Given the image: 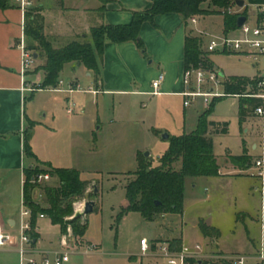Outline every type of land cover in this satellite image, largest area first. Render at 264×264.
Segmentation results:
<instances>
[{
	"label": "rangeland",
	"instance_id": "374dc122",
	"mask_svg": "<svg viewBox=\"0 0 264 264\" xmlns=\"http://www.w3.org/2000/svg\"><path fill=\"white\" fill-rule=\"evenodd\" d=\"M245 4L244 8H239L240 12L247 11L249 18L253 17L256 12L255 2L247 0ZM203 8L213 13L194 16L199 24L193 26L189 23V31L193 36H197L202 30L211 36H223L225 33L218 31L221 29L223 16L214 13L220 10L209 3L204 4ZM229 37L236 39L240 38L241 34L237 31ZM183 39V31L179 30L174 34L168 50L167 46L165 48L166 43L154 41L151 51L147 50L145 55L139 51L140 57L145 59L147 64L154 61V65L138 68L136 76L141 79L145 74L146 78L144 82H138V87L134 88L136 91L153 90L152 82L160 72L157 68L158 59H172L173 54L176 58L181 51ZM211 57L212 55H209L210 59ZM213 60L218 74L223 75L220 77L223 83L221 93H225L224 84L227 77L256 78L258 74L252 61L244 56L215 54ZM42 64L43 61H38V66ZM82 70L74 73L71 65L67 64L62 72L60 80L66 84L76 80L79 83L78 93L72 95L70 103L68 96L57 93H38L34 100L28 97L27 114L33 112L36 118L34 126L27 123L28 146L31 152L36 151L42 157L53 161L54 166L78 169L83 178L93 179L98 184L95 196L98 210L87 216V242L97 245V252L94 250L96 253L93 254L96 258L111 260L114 264H167L159 250L161 244L157 251L152 250L153 241L157 238L156 224L162 221L163 214L158 215L154 221L145 220L138 212H128L120 216L126 207L125 186L135 179L132 173L137 171L138 156L142 160L150 161L153 167L159 166L160 158L171 146V139L195 132L200 116L210 106L198 101L185 108L184 99L172 93H105L102 85L94 82L93 78L86 77ZM30 94L32 93H27V96ZM215 101L218 102L208 116L209 121L229 124L226 135H212L214 155L218 162L223 163L227 155H242L244 149H248V154L253 155L249 167L242 165L229 171L221 168L220 173L252 177L254 159L262 152L261 149H251L252 143L260 142L259 123L252 116H248L245 123H240V98L237 96L223 97ZM165 134H168V139L164 138ZM10 179L12 182L19 181V175H11ZM213 182L214 179L206 177L191 178L186 182L184 207L187 211L183 222L182 217L176 218V232H180L184 225L189 246H195L198 241V230L195 229L193 213L190 210L191 197L205 198L206 189L211 187ZM20 183L22 184V176ZM40 185H46V181ZM91 189L93 191L94 188ZM261 199L262 194L259 191L256 194L255 206L259 214L262 213ZM228 205L220 208L219 204L204 205L201 209L203 214L214 211L226 219L225 237L231 234L228 222L234 212L233 207ZM41 225L43 237L49 243L48 247L62 250L59 247V229L53 227L48 220L42 221ZM143 239L148 241L150 247L145 256L141 252ZM87 245L70 250V258L80 257L79 254L86 250Z\"/></svg>",
	"mask_w": 264,
	"mask_h": 264
},
{
	"label": "crops",
	"instance_id": "0c3cea01",
	"mask_svg": "<svg viewBox=\"0 0 264 264\" xmlns=\"http://www.w3.org/2000/svg\"><path fill=\"white\" fill-rule=\"evenodd\" d=\"M9 3L10 7L0 9V232L11 233L14 235V240L9 249L0 251V264H22L18 251V227L24 197L20 176H23L24 168L43 163L49 164L53 168L72 169L56 167L52 164L53 161L42 157L36 151H32L36 159L25 156L24 140L27 123L33 124L32 126L36 124L35 114L33 112L27 114L26 100L28 97L34 100L38 93L49 92L68 96L67 100L70 103L72 95L78 93V91L65 93L43 89L30 94V96H27L26 92L22 93L23 79L20 72L22 58L21 51L18 48L22 35V14L10 1ZM36 3L41 8V14L45 18V32L53 38L57 46H62L80 36L88 35L92 27L127 25L132 21L133 12H143L151 7L150 0H36ZM104 4L105 10L101 11ZM155 24L153 26L150 23H145L142 27L141 37L146 51L153 49L152 43L154 41L166 43L165 48L167 46L168 50L171 42H173L174 34L179 30L183 31L184 39L181 51L178 54L176 53V58L175 54H173L172 59H158L157 61V68L160 70L159 74H165V80L161 86L163 90H160L161 94L172 93L179 95L183 89L181 78L185 70L183 63L185 37L190 29L184 24L182 17L176 14L158 16L155 19ZM218 31L221 34L224 33L223 18L221 29ZM237 31L230 32L228 35ZM172 34L173 36H171ZM214 55L211 57L213 63ZM38 61L37 66L28 72L25 77V81L30 85L43 82L44 72L37 71L39 67ZM70 65L74 73L83 69L85 76L93 78L95 82L94 75L86 68L81 65ZM153 65L154 61H150L147 64L146 60L140 57L139 50L133 42L122 44L107 42L104 49L102 74L98 85H102L105 93L150 94L153 90L145 92L136 91L134 88L138 87V82H144L146 78L145 74L141 76V79L136 76L138 75V68ZM156 79L154 78V80ZM69 84L79 86L77 80L69 82ZM72 105L73 107L75 106L74 104ZM251 149L256 151L255 143L251 144ZM231 156L234 155H227L223 163H219L217 159L220 170L221 168L227 171L240 168L230 160ZM17 174L19 175V181L15 182L13 180L14 182H12L10 179L11 175ZM80 177L83 181L92 183L88 192H92L94 196L88 200L94 201L97 207L95 200L97 193L95 194L94 190L98 184L93 179L83 178L81 172ZM207 179H214V182L211 187L209 186L206 189L205 198L191 197L190 210L193 213V224L195 229L198 230V241L195 245H202L208 255L242 254L250 257L257 256L262 249L264 250V190H262L260 182L254 177L239 176L233 173H220L218 177H207ZM46 185L56 187L59 185V180L58 178L50 177L46 181ZM92 187L94 188L93 191ZM193 187L195 188L196 185ZM259 191L262 194L261 214L255 208L256 194ZM32 200L41 208L48 207L46 197L39 187L33 190ZM215 204H219V208L228 204L233 207L234 212L228 222L231 234L227 237L224 236L226 219L221 218L214 211L206 214L201 211L202 206H214ZM124 205L127 206V200H125ZM186 211V207H184L182 214H163L161 216L162 221H156L157 238L152 244V247H154L152 248L153 251H157L158 246L163 243L178 242L179 244L173 246L174 249L178 245L180 248L183 245H188L184 233V225L180 232H176V218L182 217L183 222ZM40 215L35 219L33 233L38 235V240L33 243L34 248L39 252H49L51 254L62 251L63 233L60 225H54L46 214H43L44 218H40ZM45 220H48L53 227L59 229V247L62 250L48 247L49 243L43 237L41 225V222ZM201 224H205L210 228V235L206 236L202 233ZM87 232L81 239L82 244L79 245V248L85 246V244L94 245L91 242H87ZM94 246L96 251L97 245ZM96 252L84 251L79 254L80 257L70 258L66 264H114L111 260L96 258L97 256L93 255Z\"/></svg>",
	"mask_w": 264,
	"mask_h": 264
},
{
	"label": "trees",
	"instance_id": "16d2710c",
	"mask_svg": "<svg viewBox=\"0 0 264 264\" xmlns=\"http://www.w3.org/2000/svg\"><path fill=\"white\" fill-rule=\"evenodd\" d=\"M238 0H150V9L143 12H133L132 21L127 25H101L92 27L89 34L62 45L55 46L53 38L45 32V18L41 14V8L37 7L29 11L25 20L26 47L36 54L43 64L37 71L44 72L41 83L42 89L57 86L62 72L67 64L81 65L94 75L96 83L102 74L104 49L107 42L122 44L133 42L138 50L145 55L146 47L141 37V30L145 23L155 26L158 16L176 14L180 15L188 28L189 20L197 15H206L213 12L203 8L209 3L219 9L214 12L223 16L224 33L236 31L237 20L240 16L248 17L247 11L240 12L239 8L232 15L222 13V10L236 8ZM245 3L247 0H244ZM246 5V4H245ZM10 7L9 0H0V9ZM105 10V4L101 11ZM205 40L193 36L188 31L185 37L183 63L184 69H216L204 50ZM256 81L248 77H228L225 84V93L228 95H246L256 91ZM219 100V99H218ZM204 112L198 122L197 130L193 133H185L182 136L171 139V146L166 154L159 160V166L153 167L150 161L137 158L138 168L132 175L126 186L127 206L120 216L128 212H138L147 221H154L162 214H182L186 194V182L191 178L218 177L220 166L214 155V143L212 135H226L229 124L224 122L209 121L215 103ZM260 101L252 98H240V123L246 122L248 116H254V109ZM33 125V124H31ZM213 129V131H211ZM28 135L25 134L24 153L28 158L36 159L28 146ZM139 155V154H138ZM146 158V157H144ZM253 157L245 150L240 156H231L230 160L241 167H249ZM48 174L58 178L56 187L33 183L38 175ZM25 183L23 195L26 206L32 211L31 224L35 226V219L39 214H46L54 225H60L63 235L71 226L73 234L78 239H83L88 230L87 222L81 219H69L75 214L74 204L81 200L91 199L94 194L88 192L91 182L83 181L80 172L75 169H58L49 164L37 163L34 166L24 168ZM39 187L45 195L48 207L41 208L32 200L33 190ZM160 205L156 206L155 203ZM98 209L95 206L94 212ZM204 235H210V228L205 224L200 225ZM32 238L38 240V235L32 233ZM178 242H171L173 248ZM180 249L178 245L175 250Z\"/></svg>",
	"mask_w": 264,
	"mask_h": 264
},
{
	"label": "built area",
	"instance_id": "2783aa9c",
	"mask_svg": "<svg viewBox=\"0 0 264 264\" xmlns=\"http://www.w3.org/2000/svg\"><path fill=\"white\" fill-rule=\"evenodd\" d=\"M11 4L22 14V35L18 48L21 51V76L23 84L22 93H34L41 88V84L30 85L25 81L28 72L32 71L37 66L38 59L35 58L33 52L26 47V36L24 32L26 15L29 11L37 7L36 0H9ZM255 2L256 12L253 17H247L245 24L238 28L241 37L232 39L228 34L223 36H211L205 31H199L197 35L204 40L207 39L204 45V50L209 54H235L244 56L252 61L254 69L258 70L256 78H252L256 83V91L246 95H228L221 93L220 88L223 86L222 79L217 70L211 69H187L184 70L181 78L183 89L179 95L184 99V107L189 108L198 101H203L206 106H211L214 100L223 97L252 98L260 101V104L254 109L253 117L259 123L260 142L256 144V150L261 149V154L254 159L252 166V177L256 178L264 190V0H250ZM236 8L222 10V13L232 15L236 12ZM189 23L197 26L199 21L192 17ZM165 80V74L160 73L156 80L152 82L153 95H159L160 88ZM51 91H59L65 93H73L78 91V86L74 84H65L60 80L55 87L47 88ZM22 184L25 183V175L23 171ZM50 179L48 174L38 175L33 179V183L40 184L43 181ZM87 200H82L74 204V209L80 211L84 208ZM75 215V214H74ZM32 211L26 206L23 197L19 227H18V251L21 257L22 264H66L70 260V250L79 248L82 241L74 236L71 226L67 228V233L63 235L62 247L63 250L53 254L49 252H39L34 246L32 233L34 227L31 224ZM43 214L40 218H44ZM72 216L69 219H73ZM83 220V219H81ZM84 221V220H83ZM85 222V221H84ZM14 240V235L11 233L0 232V251L10 248ZM94 245H87L85 251L93 252ZM150 250L148 241H141L142 255H146ZM161 255L167 260V264H264V250L262 249L255 257H250L242 254L233 255H208L202 245L195 246L183 245L180 249H172L168 243H163L159 247Z\"/></svg>",
	"mask_w": 264,
	"mask_h": 264
},
{
	"label": "water",
	"instance_id": "95a60500",
	"mask_svg": "<svg viewBox=\"0 0 264 264\" xmlns=\"http://www.w3.org/2000/svg\"><path fill=\"white\" fill-rule=\"evenodd\" d=\"M236 6L240 9L244 8L245 7V1L244 0H238L236 2ZM246 20H247V18L245 16H240L237 20V27L241 28L245 24ZM37 57L38 56L35 54L36 59H37ZM221 76H223V75H221ZM164 138L168 139L169 138L168 134H165ZM146 157L147 158L149 157V153L146 154ZM94 193L95 194L97 193V187H95ZM155 205L159 206L160 203L156 202ZM94 207H95L94 201H92V200L86 201L84 204V208L80 211H76L73 219H83L86 222L87 216L94 212Z\"/></svg>",
	"mask_w": 264,
	"mask_h": 264
}]
</instances>
